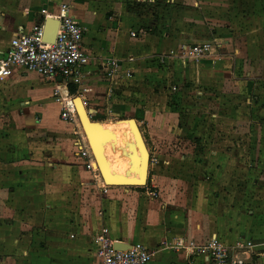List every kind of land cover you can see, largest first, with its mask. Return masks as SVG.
Instances as JSON below:
<instances>
[{
  "label": "crops",
  "instance_id": "crops-1",
  "mask_svg": "<svg viewBox=\"0 0 264 264\" xmlns=\"http://www.w3.org/2000/svg\"><path fill=\"white\" fill-rule=\"evenodd\" d=\"M63 3L86 28L84 48L91 60L82 83L47 80L22 67L0 77V221L8 233L13 223L26 229L41 212L37 206L45 203L47 222L58 227L48 254L44 248L7 242L11 252L32 258L25 261L20 255L9 263L101 264L93 234L105 231L113 240L147 247L153 254L149 264H211L177 244L204 243L214 235L228 246L251 241L248 255L264 264V0H242L239 22L237 9L232 8L223 37L214 14H208L214 12L216 0H0V55L10 47L15 32H29L40 19L56 30ZM234 26L240 32L233 31ZM205 42L214 43L215 53L184 56V45ZM108 68L113 75L105 72ZM185 77L193 81L198 95L208 86L210 93L224 95L225 104L216 106L229 111L224 116L228 127L223 140L215 138L209 144L208 153L215 174H227L225 196L210 197L200 185L188 207L186 194L175 191L183 180L172 187L162 180L157 196L146 184L134 188L106 184L96 160L94 171L87 168L76 145L80 135L86 140L87 136L77 109L76 122L61 117L63 98L71 97L75 104L80 97L92 122L108 123L120 113L140 114L135 102L143 103L142 95L154 81L160 79L162 93H171ZM248 90L256 96H248L235 109ZM152 109L151 104L145 106L150 138L161 142L177 138L183 120L173 119V112L159 115V108ZM235 113L242 116L234 117ZM14 172L16 179L10 174ZM220 181L216 178V184ZM62 185L71 191V217L58 225L65 210L55 213L52 205L63 204L64 197L57 196ZM13 204L23 212L14 213ZM236 255L246 256L241 251Z\"/></svg>",
  "mask_w": 264,
  "mask_h": 264
},
{
  "label": "rangeland",
  "instance_id": "rangeland-1",
  "mask_svg": "<svg viewBox=\"0 0 264 264\" xmlns=\"http://www.w3.org/2000/svg\"><path fill=\"white\" fill-rule=\"evenodd\" d=\"M216 2L218 5L214 8V12L213 10H210L208 14H214L211 16L214 19L213 21L216 23V26L223 29L221 31L222 35H220L223 37V34L226 33L224 30V24H229L226 23V20H228V16H230L229 12L232 8L237 9L236 22H239L240 12L238 9L241 7L240 3L242 0H216ZM233 4L235 5L233 6ZM237 25L239 26L238 23ZM233 31L240 32V28L234 26ZM159 80L154 81L152 83V88L148 91H144L143 93L139 90L140 95L143 93V99L141 100L143 103L137 105L136 101L135 106L140 114H127V112H124L123 114L120 113L112 116L110 122L100 124L101 131L106 137L105 145L107 158L115 167L118 168L121 165H125L128 174H135L138 153L133 140L128 133V125L126 123L120 124L119 122L121 120L126 121L129 119H135L140 126L150 154L149 174L145 186L157 190L158 196V194L160 195L163 183L162 180H164L167 187H172L176 180L178 181L180 179V181H178L179 183L183 180V182L180 183L181 188L176 184L175 191L178 188V191L181 192L183 197L186 194L190 204L188 207L192 205L194 199L197 197L200 185H204V191L207 193L206 195L210 197L216 198L220 195L221 197L225 196V192L229 191L226 187L227 182L225 180L227 174L224 172L215 174L213 171L215 162L213 161V157L208 153L209 144L215 143L213 141L215 138L220 139V137H222L219 141L223 140L226 127H228L225 125L224 116L229 111L225 110L223 106L220 107V109L216 106V102H220L222 105L225 104L224 99H222V96L224 95H220L219 91H216V93H210L212 89V87L210 89V86L204 88L206 91L204 94L201 93L202 95H198L196 92L197 88L194 87V83L190 77H185L180 85L173 87L171 93H162L158 89V87H160L158 83ZM254 92V90L251 91V93L249 90L248 92H245L240 101H236L237 105H235V109L244 105L248 96L254 98L256 96ZM156 97L161 99L157 101ZM200 97L205 98L206 100H199ZM149 104H151L153 111H156V109L159 108L157 110L159 115L173 112V114H175L173 119H178L179 117L183 120L179 125V129H181L182 132L177 138L174 136L173 139L170 138L168 139L169 141L166 142L155 141L150 138L149 131H146L145 129L146 122H144L146 114L145 106ZM235 109L233 108V111H235ZM216 113H218L219 117L213 116ZM235 116L241 117L242 114L235 113L234 117ZM176 125L177 124H175V127ZM175 129H178V126ZM171 134L175 135L173 132ZM10 174L15 176L14 179L18 176L16 172ZM237 174L238 173L236 172L231 175L233 178H237ZM216 178L219 180L221 179L220 183L216 184ZM182 184H185L186 192ZM216 186H218V189ZM132 187L133 186H127L126 188ZM170 191L171 190H169V192ZM57 196L64 197V200L63 204L52 205L54 212L57 213L62 208L65 210V214L61 213L62 215H59L60 219L57 221L59 225L60 220L62 222H64V220H70L71 215L68 211V207L71 203V191L66 189V186L62 185L58 188ZM44 204L45 203H42L37 206V209L41 210V212L40 214L35 215L33 222L29 221L30 224L27 222L29 226H25L26 229H23L22 226L20 227L19 223H13L10 224L12 230L8 233L4 227L5 224L2 225L0 221V264H10L9 262H12L13 260L17 261V258H19L20 255L25 258V261H32V258L30 260L31 254L29 253L11 252L9 250L10 248L7 247V242L9 241L10 244L13 245H29V248L36 246L34 248H37L39 251L44 248L43 250H45L47 254L52 252L54 239L51 235L53 231H55V228L58 227L47 222L48 220H46L44 214H47L46 210L48 207ZM207 204H210L209 201ZM12 206L13 207L10 208L14 213L23 212L20 205L16 206L13 204Z\"/></svg>",
  "mask_w": 264,
  "mask_h": 264
},
{
  "label": "built area",
  "instance_id": "built-area-1",
  "mask_svg": "<svg viewBox=\"0 0 264 264\" xmlns=\"http://www.w3.org/2000/svg\"><path fill=\"white\" fill-rule=\"evenodd\" d=\"M60 11L54 33H48L46 19H40L29 32L18 30L14 33L10 47L0 55L1 78L10 76L15 67H22L37 72L47 80L61 79L68 85L82 83L91 60L84 48L86 28L72 14L68 3H63ZM132 35L136 36V32H132ZM183 50L184 56L190 58L215 53L212 42L184 45ZM105 72L108 75L114 73L109 68ZM61 103V117L76 122L78 117L73 98H63ZM76 145L77 153L86 158L87 168L94 171L95 159L87 140L80 135ZM150 194L157 195V190H152ZM93 236L98 244L97 254L101 264H149L151 261L152 252L141 244L119 247L116 244L118 241L109 238L105 231ZM177 245L185 248L188 255H201L211 264H258L248 255L253 246L251 241L239 240L235 245L228 246L214 235L204 243L182 240ZM238 251L246 256H237Z\"/></svg>",
  "mask_w": 264,
  "mask_h": 264
},
{
  "label": "bare ground",
  "instance_id": "bare-ground-1",
  "mask_svg": "<svg viewBox=\"0 0 264 264\" xmlns=\"http://www.w3.org/2000/svg\"><path fill=\"white\" fill-rule=\"evenodd\" d=\"M75 105H76V109L77 112L79 113L78 108L80 109V111L82 112V106L80 104V102L76 101L75 99ZM120 124L122 123H126L128 125V133L130 135V137L133 140V143L135 145L136 151L138 153V160L136 163V170H135V174L130 175L126 172V166L125 165H121L120 167H115L107 158V154H106V145H105V140L106 137L104 135V133L101 131V126L98 123H94L92 122L91 125V138L93 140V144L96 145L97 143V147L95 146V149L97 151V154H99V158L101 160V163L103 164L102 166V170L103 173L105 175V177L107 178L108 182L107 183H144L146 176H147V157H146V153L142 147V145L140 144V140L138 139V136L136 135V130L134 128V126L132 125V122L130 120H121L119 121ZM83 131L84 127L81 125ZM86 134V133H85ZM87 136V135H86ZM88 140V136L86 137ZM97 165H99L97 163ZM101 173V171H100ZM102 176V174H101ZM103 178V177H102ZM104 180V179H103Z\"/></svg>",
  "mask_w": 264,
  "mask_h": 264
},
{
  "label": "water",
  "instance_id": "water-1",
  "mask_svg": "<svg viewBox=\"0 0 264 264\" xmlns=\"http://www.w3.org/2000/svg\"><path fill=\"white\" fill-rule=\"evenodd\" d=\"M47 31L48 33H54V29H50V28H47ZM76 101L80 102L81 106H82V112L80 111V109L78 108L79 110V118H80V121H81V124L82 126L84 127V130H85V133L86 135L88 136V142L90 144V147H91V150L93 152V155L95 157V160H96V163H98L99 165H97L98 169L101 171V174H102V177L104 179V181L106 182V184L108 185H118V186H142V185H145L147 183V179H148V174H149V166H150V154H149V151H148V148H147V145H146V141L144 139V136L141 132V129L137 123V121L135 119H130V121L132 122V125L134 126L135 130H136V135L138 136V139L140 140V144L142 145L145 153H146V157H147V169H146V173H147V176H146V179H145V182L144 183H107L108 180L107 178L105 177L104 173H103V170H102V163H101V160L99 158V154H97V151L95 149V146L97 147V143L96 145L93 144V140L91 138V125H92V121L86 111V108L84 106V103L82 101V99L80 97H77L76 98ZM116 244L119 246V247H122V245H129V244H125L121 241H118L116 242Z\"/></svg>",
  "mask_w": 264,
  "mask_h": 264
}]
</instances>
